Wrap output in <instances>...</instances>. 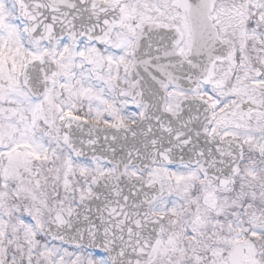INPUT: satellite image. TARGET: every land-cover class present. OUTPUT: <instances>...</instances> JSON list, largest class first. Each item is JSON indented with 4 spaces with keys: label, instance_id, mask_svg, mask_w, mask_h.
Segmentation results:
<instances>
[{
    "label": "snow or ice",
    "instance_id": "snow-or-ice-1",
    "mask_svg": "<svg viewBox=\"0 0 264 264\" xmlns=\"http://www.w3.org/2000/svg\"><path fill=\"white\" fill-rule=\"evenodd\" d=\"M0 264H264V0H0Z\"/></svg>",
    "mask_w": 264,
    "mask_h": 264
}]
</instances>
